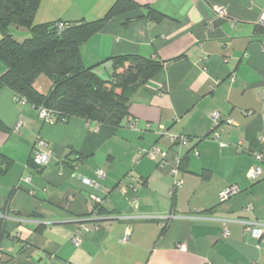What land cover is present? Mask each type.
I'll list each match as a JSON object with an SVG mask.
<instances>
[{"label": "crops", "instance_id": "obj_1", "mask_svg": "<svg viewBox=\"0 0 264 264\" xmlns=\"http://www.w3.org/2000/svg\"><path fill=\"white\" fill-rule=\"evenodd\" d=\"M115 1L39 0L33 21H93ZM130 1L80 45L83 65L104 78L116 55L162 61L119 125L42 119L0 89V264H264V233L246 230L264 228V176L247 177L264 145V0ZM37 136L51 152L40 169ZM173 136L188 144L174 148ZM154 145L163 166L145 155ZM230 185L238 193L221 201ZM91 194L102 197L95 209Z\"/></svg>", "mask_w": 264, "mask_h": 264}, {"label": "trees", "instance_id": "obj_2", "mask_svg": "<svg viewBox=\"0 0 264 264\" xmlns=\"http://www.w3.org/2000/svg\"><path fill=\"white\" fill-rule=\"evenodd\" d=\"M39 0H0V61L6 67L0 75V89H12L26 99L33 110L43 107L50 116L65 120L78 116L88 121L117 126L128 113L131 96L150 82L162 61L138 54L112 57L108 78L94 66L83 65L80 45L112 15L134 8L130 0H116L97 20L66 23H34ZM155 21L162 15L153 10ZM61 22L63 28L58 29ZM23 28L27 36L14 38L11 28ZM1 127V122H0Z\"/></svg>", "mask_w": 264, "mask_h": 264}, {"label": "built area", "instance_id": "obj_3", "mask_svg": "<svg viewBox=\"0 0 264 264\" xmlns=\"http://www.w3.org/2000/svg\"><path fill=\"white\" fill-rule=\"evenodd\" d=\"M259 24L264 27V15L261 16ZM57 27L59 30H61L63 28V24L61 22H58ZM15 100L18 104H21V105H24L27 102L25 98L20 97V96H16V95H15ZM37 112L39 113V116L42 119H50L51 118V116H50L51 111H49L46 108L40 107V108H38ZM210 117H211L213 123L216 124L217 119H218V113L214 112L211 114ZM23 126H24L23 121L20 118H17L14 126L12 127V131L18 132L23 128ZM132 126H134V125H132ZM213 136L215 139L219 140V137L217 134L214 133ZM172 142H173L174 148L178 145L186 146L188 144V138L187 137L173 136ZM219 143H220V145H223L222 141H219ZM50 153L51 152H50V150H48V146H47L46 141L44 139H42L40 136H37L35 141H34L33 149L31 152V161L37 169L44 167L48 163ZM194 154L197 155V152H194ZM145 155L148 158L157 161L160 166H163V163L166 159L167 152L162 150L159 146L154 145L149 150L145 151ZM178 157H179V155L175 159L174 166H172L169 169V175L172 178L173 187H178L181 184V182L178 181L176 178L177 172H178V169H177V158ZM253 157L256 161V165L250 167V169L247 172V177L250 180H258L264 176V145L260 151H257L253 154ZM96 174L98 177H103V175H104L103 171L100 169H98L96 171ZM82 182L84 184L92 186V187L98 186V184L95 181L88 179V178H82ZM238 191H239V188L236 185L227 186L224 189H222V191L220 192L219 199L221 201H224L227 198H229L230 196L238 193ZM89 201H90L92 209H95L99 204H101L102 197L95 195V194H91L89 197ZM132 202H133V204L136 203L134 200ZM246 230L252 232L253 235H255L257 237H260L264 233V228L254 227L251 222L246 223ZM127 237H128V233L124 234V236L122 237L121 240L123 242H125L127 240ZM71 240L75 245H79L80 244L79 234L74 233L71 236ZM180 247H182V245Z\"/></svg>", "mask_w": 264, "mask_h": 264}, {"label": "rangeland", "instance_id": "obj_4", "mask_svg": "<svg viewBox=\"0 0 264 264\" xmlns=\"http://www.w3.org/2000/svg\"><path fill=\"white\" fill-rule=\"evenodd\" d=\"M16 28H17V27H16ZM16 28H15V27H12V28H11V31H12V33L16 36V38H17L18 41H19V40H21L22 37L18 36L19 33H18V31L16 30ZM20 105H21V104H20Z\"/></svg>", "mask_w": 264, "mask_h": 264}]
</instances>
